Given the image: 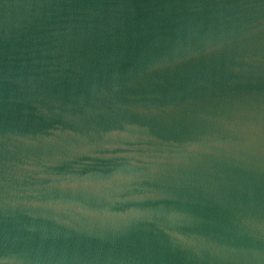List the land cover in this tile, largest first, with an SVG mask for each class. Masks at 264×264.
<instances>
[{
	"label": "water",
	"instance_id": "95a60500",
	"mask_svg": "<svg viewBox=\"0 0 264 264\" xmlns=\"http://www.w3.org/2000/svg\"><path fill=\"white\" fill-rule=\"evenodd\" d=\"M0 264H264V0H0Z\"/></svg>",
	"mask_w": 264,
	"mask_h": 264
}]
</instances>
